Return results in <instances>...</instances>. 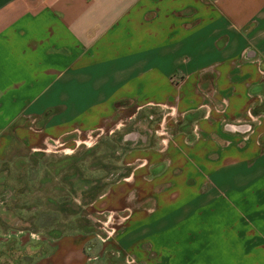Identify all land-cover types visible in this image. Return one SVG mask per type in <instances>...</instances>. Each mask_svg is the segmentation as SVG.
Segmentation results:
<instances>
[{"label":"crops","instance_id":"1","mask_svg":"<svg viewBox=\"0 0 264 264\" xmlns=\"http://www.w3.org/2000/svg\"><path fill=\"white\" fill-rule=\"evenodd\" d=\"M112 146L120 175L89 206L122 221L101 252L264 264V0H0V170ZM7 219L14 264L95 257L91 229Z\"/></svg>","mask_w":264,"mask_h":264},{"label":"rangeland","instance_id":"2","mask_svg":"<svg viewBox=\"0 0 264 264\" xmlns=\"http://www.w3.org/2000/svg\"><path fill=\"white\" fill-rule=\"evenodd\" d=\"M111 150L108 153L100 148L89 151L86 147L69 153L40 150L3 165L0 216L8 218V224L54 234L91 229L98 249L88 264H130L111 248L101 252L103 243L116 235L115 226L122 221L119 210L108 208L93 214L89 206L120 175L119 156L115 155L114 146ZM18 255L17 248H9L1 253L0 264H14Z\"/></svg>","mask_w":264,"mask_h":264}]
</instances>
